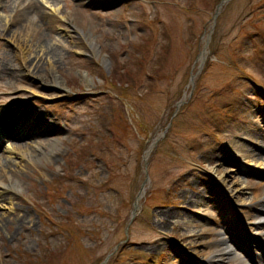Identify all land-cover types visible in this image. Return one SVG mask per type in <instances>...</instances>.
Instances as JSON below:
<instances>
[{
	"label": "rangeland",
	"instance_id": "1",
	"mask_svg": "<svg viewBox=\"0 0 264 264\" xmlns=\"http://www.w3.org/2000/svg\"><path fill=\"white\" fill-rule=\"evenodd\" d=\"M34 1L0 0V117L49 127L16 141L41 145L38 159L6 167L0 146L10 213L31 218L19 227L0 208V264H186L174 242L198 263L238 264L218 258L234 207L255 225L264 206L263 105L242 97L264 87V0L223 5L193 88L219 0H53L47 17Z\"/></svg>",
	"mask_w": 264,
	"mask_h": 264
},
{
	"label": "bare ground",
	"instance_id": "2",
	"mask_svg": "<svg viewBox=\"0 0 264 264\" xmlns=\"http://www.w3.org/2000/svg\"><path fill=\"white\" fill-rule=\"evenodd\" d=\"M53 0H35L34 7H36L38 9V13H41L42 17H47L48 14L45 12V8L50 7L52 10L56 11L57 9L59 10L58 7L53 6L54 4L52 3ZM32 2V0H31ZM46 4V5H45ZM48 6V7H47ZM26 7H29V5H26ZM57 10V11H58ZM52 11V12H54ZM6 35V33H5ZM10 35V34H9ZM12 37L14 36L15 39L20 38L19 36H21L20 32H14L11 35ZM52 50L47 51V53H50ZM19 55H24V47L20 46L19 47ZM51 76L54 79V81L56 83H60L59 82V78L57 76L54 75L53 70L51 69ZM80 79L81 81L85 84V86H89L91 85L93 82L90 79V77L86 76V75H80ZM3 118L7 121L6 124L7 125H11L12 122H14L15 120H12L11 114L10 113H6ZM17 133L12 134L7 141L9 140L10 142L5 144V146H3L4 151H5V157L4 159L6 160V163L4 164V166L6 167H11L12 165L15 166H19L20 163L23 161L24 158H26L27 156L31 157V158H39L40 156H44V154L46 153V150L43 149V147L39 144H34L32 146V144L30 145L29 148L25 147L23 149H21V146H18V144L15 142V139L17 138ZM27 135L23 136L24 138H27ZM258 140L262 143V137L259 135L257 136ZM51 141V140H50ZM32 147V151L33 152L31 154L30 152V148ZM150 150V147H148L145 150V156L148 155ZM29 153V154H28ZM256 157H258L257 154H255ZM16 182L13 180H9L8 183H4L3 181H0V208H3V212L5 214L6 217L11 216V220L13 221V219L15 220V222L17 223V225L20 227L21 225L24 226L25 224V219L28 218V221H31L30 215L29 213L27 214V212H22L19 214L20 211H16L14 215H12L10 213V210H13L12 207V200L10 197V193L12 192V189H16ZM6 212V213H5ZM16 216V217H15ZM259 219L261 220L264 224V212L258 216ZM224 246L221 247V254H219V257L225 256L224 258L227 259H232V260H238V264H245L243 263L241 256L239 253H237L235 250L232 249L231 245H229V243L227 241L223 242ZM221 259V258H218ZM212 262V261H211Z\"/></svg>",
	"mask_w": 264,
	"mask_h": 264
}]
</instances>
